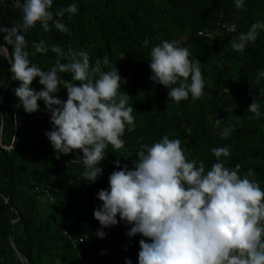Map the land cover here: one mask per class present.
I'll list each match as a JSON object with an SVG mask.
<instances>
[{
  "label": "trees",
  "instance_id": "trees-1",
  "mask_svg": "<svg viewBox=\"0 0 264 264\" xmlns=\"http://www.w3.org/2000/svg\"><path fill=\"white\" fill-rule=\"evenodd\" d=\"M18 2L0 0V46L5 42L0 51V85L6 83L0 87V264H24L10 238L14 220L13 238L29 264H126V258L138 264L139 241L147 238L129 237L131 225L124 221L103 228L106 235L97 237L102 226L93 213L102 205L99 190L109 187V175L117 170L114 162L132 168L140 144L151 145L164 135L180 139L186 157L203 161L206 170L217 162L211 149L228 147L231 155L220 161L230 168L241 165V176L253 170L250 179L264 189V77L257 83L258 73L264 71V30H258L255 42L243 52L230 45L231 38L247 32L252 23L264 22V0H244L246 10L237 9L234 0H53L54 14L69 4L77 5L78 12L70 20L68 14L63 17L70 34L51 23L48 32L40 23L16 32L24 25L23 13L15 6ZM232 23L237 26L235 33L212 35L221 24ZM17 36L23 37L31 62L44 71L57 59L68 62L51 51L57 45L65 52L86 51L93 65L107 56L109 64H102V70L117 67L126 79L121 92L130 96L135 128L128 131L126 126L123 148L114 150L109 145L105 150V159L98 165L103 173L94 183L82 179L79 150L67 155L54 151L45 135L52 125L42 100L38 101L41 110L26 113L14 93L20 83L15 79L2 98L13 79L9 59ZM164 40H177L192 53L190 59L201 62L204 95L200 99L193 100L189 94L187 100L175 103L168 99L166 86L150 79L151 49ZM41 41L48 45L46 52L36 51ZM59 76L78 83L69 73ZM31 87L37 91L43 87L39 77ZM56 95L66 100L67 90L58 89ZM254 98L260 106L259 118L248 111ZM215 119L223 120L220 127L214 126ZM224 126L231 127L226 138L220 135ZM73 238L82 240L75 244ZM129 239L135 242L133 251L126 249Z\"/></svg>",
  "mask_w": 264,
  "mask_h": 264
},
{
  "label": "clouds",
  "instance_id": "clouds-1",
  "mask_svg": "<svg viewBox=\"0 0 264 264\" xmlns=\"http://www.w3.org/2000/svg\"><path fill=\"white\" fill-rule=\"evenodd\" d=\"M234 2L237 9L246 10L244 0ZM52 5L53 0H23L24 24L33 27L40 23L48 32L51 23L56 30L69 33L63 17L68 14L70 20L78 12L77 5L59 8L55 14ZM225 28L227 33L237 31L235 23ZM258 30H264V22H254L247 32L231 38L232 49L243 52L248 43L255 42ZM35 48L46 52L48 45L41 41ZM51 51L67 57L68 62L57 59L50 70L44 71L31 62L24 51L23 37L17 36L10 63L12 78L20 82L14 93L29 114L41 110L38 101L44 102L52 125L45 135L54 151L67 155L79 150L82 179L94 183L103 173L98 165L105 159V150L109 145L114 150L123 148L121 137L126 126L128 131L135 128L130 96L121 92V84L127 81L117 67L102 70V64H109L107 56L93 65L84 50L65 52L52 45ZM191 55L177 40H164L151 49L150 79L166 86L168 99L175 103L187 100L189 94L193 100L204 95L201 62L190 59ZM59 73L71 74V80L78 83L62 80ZM37 77L43 86L38 91L31 87ZM260 77H264V71L258 73L257 83ZM61 88L67 90L66 100L56 95ZM259 109L254 98L248 111L259 118ZM222 123V119H215L214 126ZM230 132L231 127L224 126L220 135L226 138ZM211 151L217 162L206 170L203 161L186 157L180 139L164 135L151 145L140 144L132 168L115 161L117 170L109 175V187L97 194L102 205L93 215L102 228L95 235L103 238L106 233L102 229L120 221L131 225L129 237L140 234L147 238L139 241L138 264H264V189L250 179L255 175L253 170L241 176V165L230 168L220 161V157L231 155L228 147ZM79 248L82 246H78V252ZM126 249H135L133 239L128 240ZM126 264H132L131 260L126 258Z\"/></svg>",
  "mask_w": 264,
  "mask_h": 264
},
{
  "label": "water",
  "instance_id": "water-1",
  "mask_svg": "<svg viewBox=\"0 0 264 264\" xmlns=\"http://www.w3.org/2000/svg\"><path fill=\"white\" fill-rule=\"evenodd\" d=\"M22 2L19 0V2L15 5L21 12H22ZM23 13V12H22ZM27 26L24 24V25H21L20 27H18L16 29V32L26 28ZM9 37V36H8ZM1 51V50H0ZM10 62H11V59H9ZM14 79H12L9 84L7 85V87L5 88V90L3 91V94H2V98L5 96V94L7 93L8 89L10 88L11 84L13 83ZM1 155H2V148L0 147V159H1ZM2 194V193H1ZM4 196V198H6V201L9 202V203H12V200L9 198V197H6L4 194H2ZM14 224H15V221H13L10 225V238H11V242H12V245L15 247V249L19 252L20 254V257H21V260L23 261L24 264H29L25 254H23L21 252V250L19 249L18 247V244L16 243V241L14 240L13 238V227H14Z\"/></svg>",
  "mask_w": 264,
  "mask_h": 264
},
{
  "label": "built area",
  "instance_id": "built-area-1",
  "mask_svg": "<svg viewBox=\"0 0 264 264\" xmlns=\"http://www.w3.org/2000/svg\"><path fill=\"white\" fill-rule=\"evenodd\" d=\"M225 25L226 24H221L219 29H217L216 31L212 32V35L215 36V37H223V36H225L226 33L228 32L227 29L225 28ZM199 34L200 35H204L205 33H204V31H200ZM132 244H133V242H132ZM79 252H80V254H82L81 248H79ZM86 264H88V263H86Z\"/></svg>",
  "mask_w": 264,
  "mask_h": 264
},
{
  "label": "rangeland",
  "instance_id": "rangeland-1",
  "mask_svg": "<svg viewBox=\"0 0 264 264\" xmlns=\"http://www.w3.org/2000/svg\"><path fill=\"white\" fill-rule=\"evenodd\" d=\"M43 200H44V202L46 203L47 207H49V206H48V205H49V201H48V199H47L46 197H43Z\"/></svg>",
  "mask_w": 264,
  "mask_h": 264
}]
</instances>
